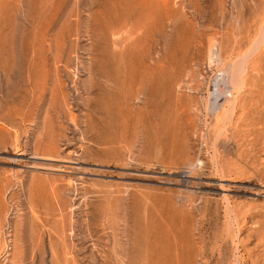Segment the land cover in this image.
I'll list each match as a JSON object with an SVG mask.
<instances>
[{
    "label": "rangeland",
    "instance_id": "1",
    "mask_svg": "<svg viewBox=\"0 0 264 264\" xmlns=\"http://www.w3.org/2000/svg\"><path fill=\"white\" fill-rule=\"evenodd\" d=\"M263 22L0 0V264H264Z\"/></svg>",
    "mask_w": 264,
    "mask_h": 264
},
{
    "label": "bare ground",
    "instance_id": "2",
    "mask_svg": "<svg viewBox=\"0 0 264 264\" xmlns=\"http://www.w3.org/2000/svg\"><path fill=\"white\" fill-rule=\"evenodd\" d=\"M263 24H264V22H263ZM261 30V29H260ZM120 31V30H119ZM263 33L264 32H262V34L260 35V36H262L263 35ZM114 34V33H113ZM117 34H119V33H117ZM125 34V33H124ZM260 39H262L261 37L259 38V41H260ZM257 42H258V40H257ZM261 42H263L262 40H261ZM261 44V43H260ZM258 45V44H257ZM253 47V46H252ZM256 47H258V46H256ZM260 48V47H259ZM253 52V51H252ZM249 60V59H248ZM241 61V60H240ZM242 62H244V61H242ZM241 63V62H240ZM235 64V63H234ZM246 64V63H245ZM240 65V64H239ZM233 66V65H232ZM234 66H237V64H235ZM243 67V66H242ZM233 68V67H232ZM235 68V67H234ZM238 68V67H237ZM244 68V67H243ZM237 71V70H236ZM238 72H240L241 74H242V72H241V67H240V70H238ZM233 74H235V72L233 73ZM238 74V73H237ZM241 74H238L239 76H241ZM238 75L236 76V74H235V76L233 75L232 76V79H230L229 78V80H231V81H229V82H231V83H233L234 85L237 83V82H240L241 81V78L240 77H238ZM231 77V76H230ZM228 82V83H229ZM224 83H225V81H224ZM241 84V83H240ZM230 86H231V84H230ZM238 86V85H237ZM235 88V87H234ZM237 88H239V87H237ZM235 90H237V89H235ZM237 91H239V90H237ZM236 91V92H237ZM224 92V91H223ZM229 93V92H228ZM211 94V93H210ZM216 95V94H215ZM221 95V94H220ZM220 97V96H219ZM218 99V98H217ZM217 102V101H216ZM116 246V245H115ZM113 249V248H112ZM21 256V255H20ZM18 263V262H17ZM156 264H164L163 263V261L161 260V257L160 256H158L157 257V260H156Z\"/></svg>",
    "mask_w": 264,
    "mask_h": 264
}]
</instances>
